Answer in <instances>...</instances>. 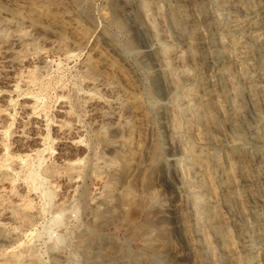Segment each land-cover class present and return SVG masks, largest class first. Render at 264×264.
<instances>
[{"label":"rangeland","instance_id":"374dc122","mask_svg":"<svg viewBox=\"0 0 264 264\" xmlns=\"http://www.w3.org/2000/svg\"><path fill=\"white\" fill-rule=\"evenodd\" d=\"M253 4L0 0V264H264Z\"/></svg>","mask_w":264,"mask_h":264},{"label":"bare ground","instance_id":"6f19581e","mask_svg":"<svg viewBox=\"0 0 264 264\" xmlns=\"http://www.w3.org/2000/svg\"><path fill=\"white\" fill-rule=\"evenodd\" d=\"M248 4H250V2L253 4V0H246ZM258 1V0H257ZM256 2V1H254ZM258 3V2H257ZM254 5V4H253ZM252 5V6H253ZM259 6V5H258ZM262 6V5H261ZM256 7V6H255ZM240 9V8H239ZM255 10V8H254ZM254 18H252L251 20H246V19H243L241 20L239 23H238V26H239V29L240 30H247L248 32L251 33V36H252V39L253 41L257 42L258 43H264V8L261 9V11H259V13L257 14V12H254ZM212 17V16H211ZM246 31V32H247ZM215 34V33H214ZM253 34V35H252ZM233 35V34H232ZM212 47V46H211ZM263 47V46H262ZM245 50V49H244ZM246 52V51H245ZM249 52V51H248ZM244 53V52H243ZM242 54V53H241ZM246 55H247V52H246ZM262 56V55H261ZM223 58V57H222ZM246 58V57H245ZM244 58V59H245ZM249 58V56L247 57V59ZM251 58V56H250ZM259 58V57H258ZM251 59H254V60H257L255 58H251ZM263 59V64H264V57L262 58ZM250 60V59H249ZM248 60V61H249ZM241 61V59H240ZM259 61V60H258ZM216 62V61H215ZM253 62V61H252ZM255 62V61H254ZM262 62V61H261ZM245 63V62H244ZM241 64V63H240ZM247 64V63H246ZM217 67V66H216ZM215 67V68H216ZM262 73L260 75H258L257 77H255L254 79L253 78H249L248 80L244 81L245 82V89L247 90V94L248 96L253 100L254 103H259V100H261V102L264 104V97L262 98H259L258 97V93L262 90H264V67L262 66ZM245 79V78H244ZM229 85V88H228V91L227 93L232 96L235 95V98H236V92L238 91V88L239 86L237 87L236 85H234L235 83H228V81H226ZM211 88V87H210ZM216 93V92H215ZM264 93V92H262ZM227 94V95H228ZM215 97V96H214ZM217 99V98H216ZM215 99V100H216ZM258 101V102H256ZM262 105V104H261ZM231 106V105H230ZM263 106V105H262ZM261 107V106H260ZM264 109V108H263ZM203 110L206 112L207 111V108L206 107H203ZM232 111L234 113V115L238 118L237 121H232L235 126H236V123L238 124L237 125V131L239 132V135H240V140L234 143H237L235 147V149H239V151H243V153H241L242 155L237 157V161L236 163H240L242 168L244 169L243 173H247L248 175H250L253 179V182L254 184L252 185H264V126L261 130V135L259 137L256 138V141H255V144H250L251 146L255 145V150L252 151L251 148H249L248 144H246L244 142V139L243 138H247L248 136V132L244 126H243V121H241V108L239 106H234L232 105ZM241 117V118H240ZM235 119V118H233ZM228 123V122H227ZM230 123V122H229ZM230 125V124H228ZM233 125V124H232ZM234 126V127H235ZM250 126V125H249ZM232 128V126H231ZM235 128V129H236ZM229 140V139H228ZM232 142V141H231ZM227 150V149H226ZM238 151V150H237ZM238 152V155L239 153ZM258 156H262L263 160L260 161V163L257 162V158ZM259 159V158H258ZM74 168V167H73ZM242 169V170H243ZM241 170V171H242ZM35 176V175H34ZM33 179V177L31 178ZM37 180V179H36ZM249 184V182H248ZM260 186V187H261ZM256 187V186H255ZM256 190V189H255ZM258 190V189H257ZM252 192V191H251ZM252 194V193H251ZM63 209V208H62ZM29 218V217H28ZM29 221V220H27ZM156 251V250H155ZM157 255V254H156ZM159 255V254H158ZM157 260V259H156Z\"/></svg>","mask_w":264,"mask_h":264}]
</instances>
